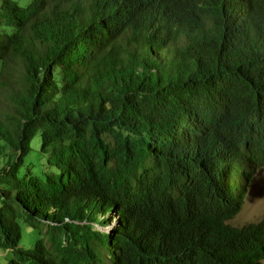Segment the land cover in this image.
Masks as SVG:
<instances>
[{
	"label": "trees",
	"instance_id": "trees-1",
	"mask_svg": "<svg viewBox=\"0 0 264 264\" xmlns=\"http://www.w3.org/2000/svg\"><path fill=\"white\" fill-rule=\"evenodd\" d=\"M260 168L264 0H0V264H263Z\"/></svg>",
	"mask_w": 264,
	"mask_h": 264
},
{
	"label": "rangeland",
	"instance_id": "rangeland-1",
	"mask_svg": "<svg viewBox=\"0 0 264 264\" xmlns=\"http://www.w3.org/2000/svg\"><path fill=\"white\" fill-rule=\"evenodd\" d=\"M21 5L25 6L32 0H17ZM15 17L17 13L14 14ZM41 138L37 137L31 144V150L27 157V163L33 168L35 175L44 178V173L49 172L47 158L40 153ZM264 216V168H260L255 172L251 182L246 188L243 206L240 212L228 223L233 227H242L250 223L258 222ZM23 237L21 246L31 248L36 240V233L26 224L22 225ZM3 255L0 253V259ZM264 264V261H263Z\"/></svg>",
	"mask_w": 264,
	"mask_h": 264
}]
</instances>
